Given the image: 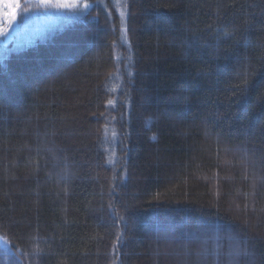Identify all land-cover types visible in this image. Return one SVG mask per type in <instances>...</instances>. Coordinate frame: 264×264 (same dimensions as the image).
Listing matches in <instances>:
<instances>
[{
    "label": "trees",
    "instance_id": "obj_1",
    "mask_svg": "<svg viewBox=\"0 0 264 264\" xmlns=\"http://www.w3.org/2000/svg\"><path fill=\"white\" fill-rule=\"evenodd\" d=\"M120 1L0 58V237L18 264H264V0Z\"/></svg>",
    "mask_w": 264,
    "mask_h": 264
},
{
    "label": "rangeland",
    "instance_id": "obj_2",
    "mask_svg": "<svg viewBox=\"0 0 264 264\" xmlns=\"http://www.w3.org/2000/svg\"><path fill=\"white\" fill-rule=\"evenodd\" d=\"M21 1L0 0V58L7 54L8 48L20 50L62 19L77 15L80 8L88 9L87 0H29L27 8H22ZM17 3L20 7L16 10L15 20H12L11 14ZM0 264H18L1 237Z\"/></svg>",
    "mask_w": 264,
    "mask_h": 264
},
{
    "label": "snow or ice",
    "instance_id": "obj_3",
    "mask_svg": "<svg viewBox=\"0 0 264 264\" xmlns=\"http://www.w3.org/2000/svg\"><path fill=\"white\" fill-rule=\"evenodd\" d=\"M20 5L19 3H17L15 5V7L13 8V11H12V14H11V19L12 20H15V17H16V10L19 9ZM25 11H27V9H25ZM11 26V25H10Z\"/></svg>",
    "mask_w": 264,
    "mask_h": 264
}]
</instances>
